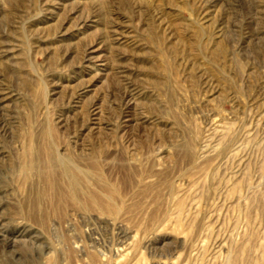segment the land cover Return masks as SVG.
Returning a JSON list of instances; mask_svg holds the SVG:
<instances>
[{
    "label": "rangeland",
    "instance_id": "374dc122",
    "mask_svg": "<svg viewBox=\"0 0 264 264\" xmlns=\"http://www.w3.org/2000/svg\"><path fill=\"white\" fill-rule=\"evenodd\" d=\"M0 264H264V0H0Z\"/></svg>",
    "mask_w": 264,
    "mask_h": 264
},
{
    "label": "bare ground",
    "instance_id": "6f19581e",
    "mask_svg": "<svg viewBox=\"0 0 264 264\" xmlns=\"http://www.w3.org/2000/svg\"><path fill=\"white\" fill-rule=\"evenodd\" d=\"M96 50L97 49H94L93 44L88 45L86 50H85L84 60L86 62L97 61L98 59L95 56H93V54L96 52ZM100 61H101V59H100ZM85 91H87V90H85ZM98 108L99 107H98L96 102H92L89 105L88 119H87L88 121L87 122H91V124H96V122H97L96 120H98L97 119ZM124 117H126V116H124ZM91 129L95 130L94 127H92ZM46 160H47L46 162L48 165V166L47 165L46 166L49 169L47 177L50 178V180H53L52 176H53V174H56L57 178L64 180V182H63L64 184H62V185L59 184L58 182H55L56 180H54V184H52L53 189L55 190V195H54L55 201H56V203L54 204L55 206H56V204L60 205L61 203H63V195H65L63 191L66 190L65 192L67 193V196L69 197L70 201L75 203L79 207V209H83L84 211L95 209V210H101V212L104 211V213L107 212V213H112V214L116 212V209L110 203H108L107 201L105 202V200H103L106 197L102 199L101 197L97 196L95 193H93L95 191L88 189L86 186V183H83V181L87 182V179L91 177V174L89 171H87V170L85 171V170L81 169L79 166L74 164L70 159L64 158L63 155L58 154L56 157L55 156L48 157V158H46ZM30 165L31 164L26 166V171H30L32 169V167H30ZM85 177L87 179H85ZM62 186H64V187H62ZM101 186L104 189L103 192H112L106 185L102 184ZM83 192H87V193H83ZM81 194H84L83 198L81 197V196H83ZM51 205H52V203H51ZM33 213L28 214V217L34 218ZM46 218H47V216L43 214L42 222H45ZM95 257H93V258L95 259Z\"/></svg>",
    "mask_w": 264,
    "mask_h": 264
}]
</instances>
